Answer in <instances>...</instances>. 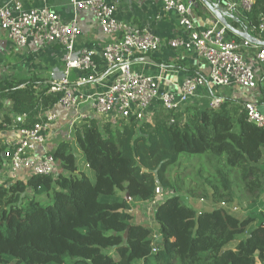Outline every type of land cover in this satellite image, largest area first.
Here are the masks:
<instances>
[{
    "label": "trees",
    "instance_id": "1",
    "mask_svg": "<svg viewBox=\"0 0 264 264\" xmlns=\"http://www.w3.org/2000/svg\"><path fill=\"white\" fill-rule=\"evenodd\" d=\"M263 16L264 0H256L246 16L230 19L229 32L238 38L237 22L256 28ZM50 88L34 70L0 80V98L12 109L2 111L0 134L39 122L62 96ZM244 103L225 99L212 108L204 100L183 111L157 103L150 118H87L52 150L61 170L51 175L4 178L9 146L0 137V264H264V239H257L264 231V127L248 121ZM182 152L207 155L213 172L189 186L191 197L176 193L156 203L157 229L136 222L135 203L156 201L157 187H175L167 170ZM234 173L251 200L246 214L233 205ZM43 194L50 202L38 199ZM200 195L211 207H202Z\"/></svg>",
    "mask_w": 264,
    "mask_h": 264
},
{
    "label": "built area",
    "instance_id": "2",
    "mask_svg": "<svg viewBox=\"0 0 264 264\" xmlns=\"http://www.w3.org/2000/svg\"><path fill=\"white\" fill-rule=\"evenodd\" d=\"M75 14L71 21L62 17L46 4L26 8L22 0L0 1V28L5 30L7 39L17 48L43 44L61 45L64 50L62 73L53 75L50 91L61 93L60 100L52 109L40 116V121L32 127L19 129V137L8 144L4 152L6 160L4 175L17 177L26 174L51 175L56 173V159L51 151L37 155L36 151L48 137L51 125L57 120V108H75L88 104L97 117L115 116L138 119L159 103L166 110L183 111L200 97L201 90L212 86L222 87L238 84L255 88L258 70L245 55V49L252 48L249 40L238 41L230 37L228 23L217 18L210 25L199 27L191 0H163L165 12L177 14L180 35L173 36L165 43L151 32H141L116 17V6L108 0H68ZM256 0H225L226 8L234 15H246L253 9ZM80 11L92 13L98 20L102 32L110 41L97 50L88 48L77 50V42L82 34L78 22ZM264 32V16L256 27ZM167 44L174 50L194 51L209 66L208 74L187 76L175 90L161 89L157 78L138 73L133 68V58L137 54L158 51ZM258 67L264 72V46H256ZM100 58L101 63L97 58ZM101 64L118 72L113 83L95 94H78V85L100 83ZM207 95L209 106L219 108L224 103L223 96ZM0 98V120L3 111ZM248 121L264 127V113L257 103H244ZM88 114L80 116V123ZM77 125V124H75ZM75 127V126H74ZM156 193H161L157 187Z\"/></svg>",
    "mask_w": 264,
    "mask_h": 264
},
{
    "label": "crops",
    "instance_id": "3",
    "mask_svg": "<svg viewBox=\"0 0 264 264\" xmlns=\"http://www.w3.org/2000/svg\"><path fill=\"white\" fill-rule=\"evenodd\" d=\"M6 2L7 0H0ZM26 8L37 7L46 4L52 10L57 12L64 21H71L74 18V8L68 0H22ZM116 6V17L123 20L127 25L136 28L141 32H151L159 36L166 43L173 36L180 35L181 31L177 24V14L174 11L165 12L163 9V0H108ZM189 1V0H187ZM193 2V11L199 27L210 25L215 19L220 18L213 12L207 2L219 4L223 7L225 0H191ZM234 1V0H231ZM236 16V14L234 15ZM238 16H246L238 14ZM232 17L227 16L221 19L226 23H230ZM78 22L82 29V34L78 38L77 50L94 49L98 52L102 46L110 41L101 30L97 18L90 12L80 11L78 14ZM237 28L234 33L238 38L230 32V37L238 41L249 40L252 43V48L243 50L248 60L258 70V83L255 88H246L238 84L229 86L215 87L208 81V87L201 90L200 97L195 102L202 104L207 100L209 91L214 95L223 96L224 99L236 100L241 102L253 101L258 104L259 109L264 113V72L258 67L256 59V46H264V32H259L248 23L237 22ZM65 50L61 45L43 44L34 46L32 43L25 48H17L6 36L5 30L0 28V80L19 78L30 70L36 71L38 74L47 77L50 81L53 75L59 76L62 73L63 57ZM151 57L154 61L147 60ZM101 63L100 58H97ZM161 63H158L157 60ZM102 66V64H101ZM133 68L138 73L154 76L161 89L175 90L178 85L187 76L199 74H208L209 66L205 60L199 57L194 51L174 50L172 47L165 44L158 51L142 54L139 53L133 58ZM102 80L100 83H87L78 85V94H95L104 90L107 86L114 82L118 72L101 67ZM148 111L146 117L151 116L154 107ZM3 113L12 114L11 106L8 102L3 106ZM58 118L51 125L48 137L43 145L36 151L37 155L43 154L45 151L54 150L57 145L66 139L73 138V130L75 124H81L80 116L88 114L95 116L91 112L88 104L81 105L78 109L57 108ZM99 122L115 121V116L97 117ZM104 123V122H103ZM100 122V124H103ZM7 143L13 142L19 137V130L11 129L0 134ZM86 168V166H85ZM57 170L60 171V166L57 164ZM26 177V174L21 175ZM18 176V177H21ZM7 176L4 175V178ZM145 204L156 205L154 202H141ZM133 212V211H132ZM135 216V214L133 213ZM136 221V219H135ZM147 224L145 221H136ZM156 225V224H155ZM150 226V225H148ZM152 227V226H151ZM154 229H157L156 226Z\"/></svg>",
    "mask_w": 264,
    "mask_h": 264
},
{
    "label": "rangeland",
    "instance_id": "4",
    "mask_svg": "<svg viewBox=\"0 0 264 264\" xmlns=\"http://www.w3.org/2000/svg\"><path fill=\"white\" fill-rule=\"evenodd\" d=\"M6 100L3 99V105L6 104ZM108 118V117H106ZM106 118L104 120H106ZM101 120L100 122H106ZM75 153L79 159L80 164H83V153L80 149L76 146ZM203 168V173L199 174V170ZM207 169V170H206ZM213 164L208 161L207 155H198V154H191L187 152H182L179 156V161L171 165L167 170L168 177L175 183V187L162 189L161 193H158L156 198L157 202L161 201L163 198L167 196H171L173 194L178 193L183 198L191 197V193L188 190L189 186L201 185L204 180V176H208L211 172H213ZM89 172V171H88ZM232 188L234 192V202L233 205L236 207L238 212L242 214L247 213V209L250 208L251 200L247 196L243 184L241 183L239 176L234 173L232 176ZM201 196V197H200ZM200 204L202 207H211V204L206 199V196L200 195ZM38 199L42 200L44 203L50 202V198H47L45 194L38 195ZM263 204H264V197H263ZM264 208V207H263ZM154 211L155 205L154 204H145V203H135L133 205V213L135 214L134 219L136 221H145L148 225L152 226L153 228L156 226L154 221ZM256 227V224L251 225L250 229ZM258 240L264 239V231L260 234H257Z\"/></svg>",
    "mask_w": 264,
    "mask_h": 264
},
{
    "label": "water",
    "instance_id": "5",
    "mask_svg": "<svg viewBox=\"0 0 264 264\" xmlns=\"http://www.w3.org/2000/svg\"><path fill=\"white\" fill-rule=\"evenodd\" d=\"M207 4L213 12H215L218 16H220L221 19H225L227 16L234 17V14L227 10L225 2H223L224 4L223 7H220L219 4L210 3V2H207ZM147 60L154 61L151 57H147ZM127 196H128V200H130V195L127 194ZM125 236L126 237L128 236V232H126Z\"/></svg>",
    "mask_w": 264,
    "mask_h": 264
}]
</instances>
